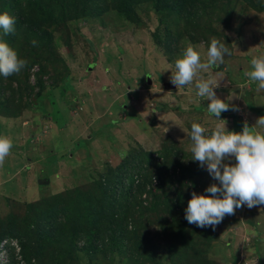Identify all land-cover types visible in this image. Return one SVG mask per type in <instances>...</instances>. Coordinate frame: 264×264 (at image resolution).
<instances>
[{
	"label": "rangeland",
	"instance_id": "obj_1",
	"mask_svg": "<svg viewBox=\"0 0 264 264\" xmlns=\"http://www.w3.org/2000/svg\"><path fill=\"white\" fill-rule=\"evenodd\" d=\"M219 1L226 7L224 13L214 9L205 22L179 23L197 28L195 39L185 33L176 36L178 28L169 27L177 38L171 53L159 42L164 39L166 22L159 23V14L148 2L135 6L138 25L127 22L112 9L110 0H105L109 7L102 13L46 28L52 48L41 61L44 90H38L31 77L33 91L19 96L21 105L16 101L21 106L19 118L0 117V136L12 142L0 165V225L12 224L13 219H19L16 223L21 225L30 206L54 205L57 195L64 196L65 207L72 210L77 199L68 192L78 189L79 195H85L133 151L156 157L168 144H176L184 154V167L189 172L182 192L188 199L192 191L206 194L207 186L218 184L191 159V124L199 123L209 132L223 125L207 112L209 101L200 102L195 82L203 78L218 83L215 91L222 100L233 93L239 97L226 100L237 105L239 112L221 114L229 131L240 132L245 120L252 126L264 115V90H258V83L246 75L252 58L264 55V0H253L254 7L242 0ZM227 11H231L229 20ZM213 36L224 39L231 55H226L218 68L198 70L192 84L176 89L169 79V66L175 70V60L189 41L200 46L197 50L206 62L207 45ZM23 40L19 37L23 47L17 53L28 63L31 58ZM12 48L16 50V46ZM39 72V64H34L30 73ZM11 76L21 79L20 73ZM7 91L10 97L18 96ZM72 212L78 216L75 206ZM61 216L59 222L64 224L68 215ZM160 216L156 210L133 212L129 217L136 220L137 230L128 232L122 251L113 255L102 250L90 255L75 251L70 264H264V205L245 206L234 215H226L215 230L207 227L213 234L211 239L205 241L207 236H200L181 252V259L174 260L161 233L165 218ZM129 227L132 231L133 226ZM67 235L64 229L61 236L66 239ZM3 244L4 249H17L0 264H25L16 239L4 238L0 251Z\"/></svg>",
	"mask_w": 264,
	"mask_h": 264
},
{
	"label": "trees",
	"instance_id": "obj_2",
	"mask_svg": "<svg viewBox=\"0 0 264 264\" xmlns=\"http://www.w3.org/2000/svg\"><path fill=\"white\" fill-rule=\"evenodd\" d=\"M242 1L253 7L255 5L253 0ZM110 2L112 9L133 25L140 23L135 6L150 3L154 11L159 14V23L166 22L164 39L159 42L166 46L168 53H171L170 49L177 41L170 26L178 28L176 36L185 33V36L192 38L197 28L191 29L190 24L181 27L179 23H193L199 19L205 22V17H211L210 14L214 13V9L224 13L226 8L219 0L218 2L217 0H110ZM107 7L109 6L105 0H0V13L8 12L15 17V31L4 37L5 42L10 47L16 46L18 52L19 48L23 47L18 41L19 37H22L28 57L31 58L20 72L21 79L12 76L4 78L0 75V117L7 120L19 118L21 106H18L16 101H20L18 99L21 94L28 95L33 91L29 83L31 77H34L38 90H44L45 84L40 78L43 71L41 61L44 59V54L49 56L52 48L50 34L47 33L46 28L55 23L97 15ZM198 8L202 11H198ZM225 14L228 15L227 20H229L231 11ZM170 18H173V21L169 20ZM204 32L205 30L202 34ZM153 35L157 37V33ZM33 40L37 41V46L32 45ZM34 64H39L40 72L31 74ZM13 81H17L16 84ZM7 90L17 93L18 96L10 97L11 94ZM5 92L9 94L5 95ZM183 157V152L176 144L164 145L157 152L156 157L153 154L133 151L126 161L110 170L109 175L97 180L91 192L79 195L77 193L79 190L73 189L67 193L77 199V204L73 206L78 216L72 212L73 206L72 210H69L70 206L65 207L64 196L57 195L54 197L56 200L54 205L48 203L40 207V204L30 206L28 215L19 223L21 225L18 226L16 223L19 219L11 220L12 224H1L0 244L6 237L16 239L20 248L18 254L25 264H70L75 251L90 255L102 250L108 255H113L114 252L124 249L128 232L133 234L137 230L136 220L129 215L136 211L156 210L165 218V224H162L160 229L161 233L165 234L171 260L181 259V252L188 248L190 243L199 240L203 235L207 236L205 241H208L213 235L208 228L188 224L184 217V209L189 199L182 192V188L188 182L189 169L184 167L186 161ZM61 213L68 215L64 224L59 222ZM130 225L133 226L132 231H128ZM45 226L48 229H45ZM64 229L69 232L66 239L61 236ZM63 246L66 252L62 249ZM12 256L14 257L13 254ZM151 257L153 260L152 254Z\"/></svg>",
	"mask_w": 264,
	"mask_h": 264
},
{
	"label": "clouds",
	"instance_id": "obj_3",
	"mask_svg": "<svg viewBox=\"0 0 264 264\" xmlns=\"http://www.w3.org/2000/svg\"><path fill=\"white\" fill-rule=\"evenodd\" d=\"M14 31L15 17L8 12L0 13V75L4 78L19 74L27 66V61L20 58L17 51L4 40ZM31 43L37 46L36 40ZM227 45L224 39L221 41L215 36L211 37L207 45V60L202 62L201 52L197 50L200 46L189 41L175 60V70L172 71V66H169L170 82L178 89L192 84L198 70L218 68L224 63V57L231 55ZM232 45L236 48L235 44ZM250 64L251 70L246 75L258 83V90H264V55L253 57ZM194 87L200 102L209 101L206 107L209 115L223 121V125L209 132L199 123L191 124L188 132L191 159L198 162L199 167L205 168L218 184L207 186L204 190L206 194L192 191L184 217L188 224L215 230L226 215H234L237 209L264 205V131H261L264 130V115L257 117L252 126L245 120L240 132L229 131L227 121L221 119V114L229 110L239 112L237 105L226 102L239 97L233 93L222 100L215 91L219 84L203 78L195 82ZM11 147L12 142L0 136V165ZM13 250L16 249L11 247L8 254Z\"/></svg>",
	"mask_w": 264,
	"mask_h": 264
},
{
	"label": "built area",
	"instance_id": "obj_4",
	"mask_svg": "<svg viewBox=\"0 0 264 264\" xmlns=\"http://www.w3.org/2000/svg\"><path fill=\"white\" fill-rule=\"evenodd\" d=\"M1 247H2L3 250L0 251V262L3 263V262H5V261L8 259V258H7V255H9V254H8V250H9L11 247H13V246H11L9 249H8V248H5V249H4V244H3ZM15 249H17V248L15 247ZM18 252H19V251H18Z\"/></svg>",
	"mask_w": 264,
	"mask_h": 264
}]
</instances>
